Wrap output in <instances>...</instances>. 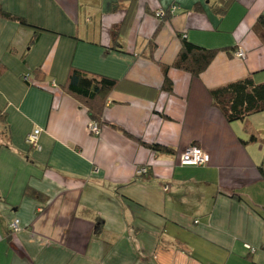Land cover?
<instances>
[{"label": "crops", "instance_id": "0c3cea01", "mask_svg": "<svg viewBox=\"0 0 264 264\" xmlns=\"http://www.w3.org/2000/svg\"><path fill=\"white\" fill-rule=\"evenodd\" d=\"M118 1L0 0L47 31L31 44L32 29L0 19V264H264V112L229 123L209 93L264 83V0ZM180 36L220 52L199 77L170 68L169 94L160 65ZM71 68L119 82L98 137L63 90ZM35 129L41 151L26 143ZM193 146L209 165L179 164Z\"/></svg>", "mask_w": 264, "mask_h": 264}, {"label": "trees", "instance_id": "16d2710c", "mask_svg": "<svg viewBox=\"0 0 264 264\" xmlns=\"http://www.w3.org/2000/svg\"><path fill=\"white\" fill-rule=\"evenodd\" d=\"M121 1L123 0H119L118 3ZM118 3L116 4L115 9L119 5ZM197 9H199V7L195 8V10ZM226 12V8H221L220 11H218L221 15H224ZM166 16L167 13L164 18H166ZM0 19L14 21L19 23L22 27L32 29L33 39L31 44H34L43 32H47L44 29L30 25L25 18L9 13L4 9L1 2ZM122 30L123 25L116 26L112 29L111 36L114 45H117ZM256 31L264 41V16L259 18L256 25ZM180 38L182 40V48L175 62L171 66L160 65L164 73L163 91L169 94H172L174 91L173 83L168 77V71L170 68L187 72L193 77H199L208 69L220 52L219 49L210 50L194 45L187 41L183 36H180ZM149 45L150 48L154 50L155 45L153 44V39L150 41ZM150 57L153 58V51L151 52ZM35 74L39 76L40 73L39 71H35ZM118 85L119 82L117 80L104 76L92 75L82 70L71 68L67 82L63 86V90L84 106L88 111L91 123H97L101 128V125L104 124L103 115L106 102L110 94L117 89ZM209 93L212 99V105L222 113L229 123L237 121L247 122L251 116L264 112V83L257 84L251 76L212 89ZM5 120L6 113L0 110V121L3 122ZM254 140H256V138L252 137L251 141ZM139 142L156 154H174V151L169 147L159 144H147L142 141ZM144 167L148 168L147 166ZM149 174L150 169L148 168L147 174L138 177L143 178V176L146 177L149 176ZM26 196L38 198V194L30 189L26 191Z\"/></svg>", "mask_w": 264, "mask_h": 264}, {"label": "built area", "instance_id": "2783aa9c", "mask_svg": "<svg viewBox=\"0 0 264 264\" xmlns=\"http://www.w3.org/2000/svg\"><path fill=\"white\" fill-rule=\"evenodd\" d=\"M154 15L158 19H163L166 15V12L161 9L159 11H156ZM236 56L238 58L244 59L245 53L244 51L239 50L236 52ZM23 79L26 82H30V77L28 75L24 76ZM53 85L56 86L55 83ZM89 130H90V133L96 137H98L101 132V128L97 123H90ZM41 132L42 131L40 129H35L30 135H28L26 139V143L28 144V146L36 151H41L42 149L40 145V141H39V136ZM210 161H211L210 155L198 146H193L187 149L184 153L180 155V158H179V164L182 167H189V166L204 167V166L209 165ZM147 171H148V168L146 167L139 168L137 171V175L138 176L145 175L147 174ZM10 230L12 231V233L20 232L21 231L20 221L15 220L11 224ZM251 250L252 252H255V249H251Z\"/></svg>", "mask_w": 264, "mask_h": 264}]
</instances>
